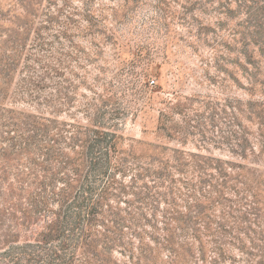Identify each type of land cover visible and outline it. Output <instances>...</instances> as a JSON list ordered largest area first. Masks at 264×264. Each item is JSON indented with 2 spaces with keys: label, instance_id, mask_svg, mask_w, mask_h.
Listing matches in <instances>:
<instances>
[{
  "label": "rangeland",
  "instance_id": "obj_1",
  "mask_svg": "<svg viewBox=\"0 0 264 264\" xmlns=\"http://www.w3.org/2000/svg\"><path fill=\"white\" fill-rule=\"evenodd\" d=\"M0 117V148L46 125L69 168L112 136L148 264H264V0H0Z\"/></svg>",
  "mask_w": 264,
  "mask_h": 264
},
{
  "label": "trees",
  "instance_id": "obj_2",
  "mask_svg": "<svg viewBox=\"0 0 264 264\" xmlns=\"http://www.w3.org/2000/svg\"><path fill=\"white\" fill-rule=\"evenodd\" d=\"M10 66L5 64L7 73ZM49 132L46 125L26 122L1 139L7 144L0 148V264H117L111 255L115 247L130 251V264H141V256L148 264L144 250L134 255L121 236L122 211L111 196L120 197L122 188L114 172L101 166L113 137L81 145L88 168H69L67 161L55 163L54 150H62L56 145L64 139Z\"/></svg>",
  "mask_w": 264,
  "mask_h": 264
}]
</instances>
